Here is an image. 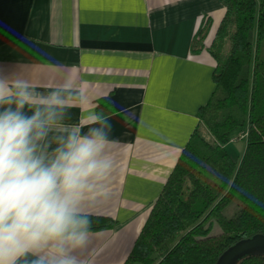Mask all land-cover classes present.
Masks as SVG:
<instances>
[{
	"label": "crops",
	"instance_id": "1",
	"mask_svg": "<svg viewBox=\"0 0 264 264\" xmlns=\"http://www.w3.org/2000/svg\"><path fill=\"white\" fill-rule=\"evenodd\" d=\"M224 13L220 0H0V75L40 93L74 80L84 99L65 123L85 132L95 101L113 103V172L85 211L115 224L90 231L79 264H123L131 252L214 90L209 47ZM231 143L239 161L245 146L234 158Z\"/></svg>",
	"mask_w": 264,
	"mask_h": 264
},
{
	"label": "trees",
	"instance_id": "2",
	"mask_svg": "<svg viewBox=\"0 0 264 264\" xmlns=\"http://www.w3.org/2000/svg\"><path fill=\"white\" fill-rule=\"evenodd\" d=\"M220 1L225 13L209 47L214 90L123 264H217L235 244L264 235V0ZM95 110L112 113L110 95ZM237 130L246 133L239 161L225 148ZM89 218L90 231L115 224ZM237 264H264V253Z\"/></svg>",
	"mask_w": 264,
	"mask_h": 264
},
{
	"label": "clouds",
	"instance_id": "3",
	"mask_svg": "<svg viewBox=\"0 0 264 264\" xmlns=\"http://www.w3.org/2000/svg\"><path fill=\"white\" fill-rule=\"evenodd\" d=\"M83 99L72 79L40 93L0 75V264H79L85 206L106 195L114 168L108 117H90L87 132L65 123Z\"/></svg>",
	"mask_w": 264,
	"mask_h": 264
},
{
	"label": "water",
	"instance_id": "4",
	"mask_svg": "<svg viewBox=\"0 0 264 264\" xmlns=\"http://www.w3.org/2000/svg\"><path fill=\"white\" fill-rule=\"evenodd\" d=\"M252 253H264V235L257 234L235 244L222 254L217 264H237L241 258Z\"/></svg>",
	"mask_w": 264,
	"mask_h": 264
},
{
	"label": "rangeland",
	"instance_id": "5",
	"mask_svg": "<svg viewBox=\"0 0 264 264\" xmlns=\"http://www.w3.org/2000/svg\"><path fill=\"white\" fill-rule=\"evenodd\" d=\"M240 135V131H235L233 132V134L231 135V139L230 141L232 142L230 145H228V150L231 151L232 156L238 157V155H241V153L243 152L244 146H246V138L242 137V138H236V136L238 137ZM229 141V142H230ZM216 225L215 223L213 224V226L211 227V232H215L217 231V228H219V226Z\"/></svg>",
	"mask_w": 264,
	"mask_h": 264
},
{
	"label": "built area",
	"instance_id": "6",
	"mask_svg": "<svg viewBox=\"0 0 264 264\" xmlns=\"http://www.w3.org/2000/svg\"><path fill=\"white\" fill-rule=\"evenodd\" d=\"M245 136H246V133L245 132H241L240 135L238 137H236L235 139L242 138V137H245Z\"/></svg>",
	"mask_w": 264,
	"mask_h": 264
}]
</instances>
